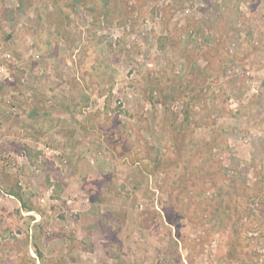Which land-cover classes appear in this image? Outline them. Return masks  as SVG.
Returning <instances> with one entry per match:
<instances>
[{"label": "rangeland", "instance_id": "obj_1", "mask_svg": "<svg viewBox=\"0 0 264 264\" xmlns=\"http://www.w3.org/2000/svg\"><path fill=\"white\" fill-rule=\"evenodd\" d=\"M0 264H264V0H0Z\"/></svg>", "mask_w": 264, "mask_h": 264}]
</instances>
